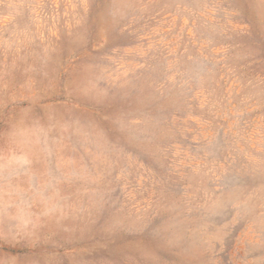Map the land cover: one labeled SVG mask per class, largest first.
I'll list each match as a JSON object with an SVG mask.
<instances>
[{
    "label": "rangeland",
    "instance_id": "obj_1",
    "mask_svg": "<svg viewBox=\"0 0 264 264\" xmlns=\"http://www.w3.org/2000/svg\"><path fill=\"white\" fill-rule=\"evenodd\" d=\"M0 264H264V0H0Z\"/></svg>",
    "mask_w": 264,
    "mask_h": 264
}]
</instances>
